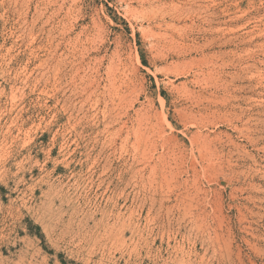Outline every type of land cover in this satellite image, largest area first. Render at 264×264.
<instances>
[{
    "label": "rangeland",
    "instance_id": "obj_1",
    "mask_svg": "<svg viewBox=\"0 0 264 264\" xmlns=\"http://www.w3.org/2000/svg\"><path fill=\"white\" fill-rule=\"evenodd\" d=\"M0 264H264V0H0Z\"/></svg>",
    "mask_w": 264,
    "mask_h": 264
},
{
    "label": "bare ground",
    "instance_id": "obj_2",
    "mask_svg": "<svg viewBox=\"0 0 264 264\" xmlns=\"http://www.w3.org/2000/svg\"><path fill=\"white\" fill-rule=\"evenodd\" d=\"M188 96H189V95H188ZM178 113H179V112H178ZM182 113H183V112H182ZM198 130H199V129H198ZM199 132H200V131H199ZM197 133H198V132H197ZM201 134H202V133H201ZM203 134H204V133H203ZM198 135H199V134H198ZM204 136H206V134H205ZM167 137H168V136H167ZM174 137H175V136H174ZM200 137H203V136H200ZM163 138H164V137H163ZM175 138H176V137H175ZM175 138H174V139H175ZM194 138H196V137H195V136L192 137V139H194ZM198 138H199V136H198ZM198 138H197V139H198ZM197 139H196V140H197ZM166 140H168V139H166ZM189 140H190V139H189ZM191 141H192V140H191ZM204 141H206V140H204ZM197 142H198V141H197ZM163 143H164V142H163ZM167 143H168V141H167ZM195 143H196V142H195ZM206 143H207V142H206ZM168 144H169V143H168ZM198 144H199V143H198ZM203 144H204V142H203ZM200 145H201V144H200ZM200 145H199V146H200ZM174 146H175V145H174ZM197 148H198V147H197ZM180 149H181V148H180ZM200 154H201V153H200ZM201 156H202V155H201ZM202 157H203V156H202ZM190 159H191V158H190ZM195 161H196V160H195ZM186 191H187V190H186ZM182 196H183V195H182ZM182 198H183V197H182ZM200 209H201V208H200ZM198 210H199V209H198ZM202 211H203V210H202ZM184 212H185V211H184ZM188 212H189V211H188ZM190 212H191V211H190ZM197 213H198V212L196 211V215H197ZM208 213H209V212H208ZM187 214H188V213H187ZM206 214H207V213H206ZM182 215H183V212H182ZM210 215H212V214H210ZM204 216H205V214H204ZM182 217H183V216H182ZM198 217H199V216H198ZM209 217H210V216H209ZM211 217H212V216H211ZM213 217H214V216H213ZM193 218H195V217H193ZM199 218H200V217H199ZM202 218H203V217H202ZM188 219H189V218H188ZM189 220H190V219H189ZM201 220H202V219H201ZM200 222H201V221H200ZM192 223H193V222H192ZM201 223H202V222H201ZM203 223H204V222H203ZM196 224H197V223H196ZM199 224H200V223H199ZM204 225H205V224H204ZM215 225H216V224H215ZM195 226H196V225H195ZM199 226H200V225H199ZM196 227H198V225H197ZM204 228H206V226H205ZM217 228H218V227H217ZM196 229H197V228H196ZM207 230H208V228H207ZM208 231H209V230H208ZM212 232H213V231H212ZM204 234H205V232H204ZM208 234H209V232H208ZM208 234H207V235H208ZM212 234H213V233H212ZM205 235H206V234H205ZM209 235H210V234H209ZM213 235H214V234H213ZM216 235H217V234H216ZM216 235H215V236H216ZM193 236H194V235H193ZM201 236H202V235H201ZM215 236H214V237H215ZM209 237H210V236H209ZM209 237H208V238H209ZM200 239H201V238H200ZM212 239H213V238H212ZM212 239H211V240H212ZM198 240H199V239H198ZM213 240H214V239H213ZM207 249H208V248H207ZM211 251L213 252V250H211ZM218 253H219V252H218ZM213 257H214V256H213ZM209 258H210V257H209Z\"/></svg>",
    "mask_w": 264,
    "mask_h": 264
}]
</instances>
